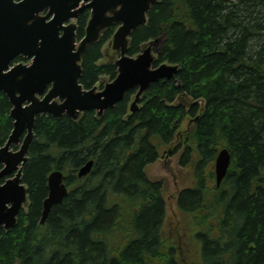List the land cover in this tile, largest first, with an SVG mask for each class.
Segmentation results:
<instances>
[{
    "label": "trees",
    "instance_id": "1",
    "mask_svg": "<svg viewBox=\"0 0 264 264\" xmlns=\"http://www.w3.org/2000/svg\"><path fill=\"white\" fill-rule=\"evenodd\" d=\"M89 16L85 9L78 19L79 38ZM117 26L83 52L86 87L117 75L104 52ZM153 39L155 63L179 70L152 82L139 109L130 113L131 89L101 116L89 109L77 120L37 117L22 177L29 204L2 231L0 264H180V244L163 232L164 183L146 171L162 145L172 153L183 147L181 164L194 167L193 182L177 196L194 263L264 264V0H158L133 32L129 53ZM11 109L0 89V146L14 128ZM188 117L193 124L182 129ZM223 146L232 157L218 187L214 161ZM92 158L91 173L79 177ZM55 168L65 171L70 192L42 224Z\"/></svg>",
    "mask_w": 264,
    "mask_h": 264
},
{
    "label": "water",
    "instance_id": "2",
    "mask_svg": "<svg viewBox=\"0 0 264 264\" xmlns=\"http://www.w3.org/2000/svg\"><path fill=\"white\" fill-rule=\"evenodd\" d=\"M158 0H0V89L12 104L14 129L0 147V236L12 229L21 209L28 204V189L22 180L23 166L28 160L30 144L35 136L36 118L41 114L78 119L83 111L97 110L102 115L124 99L132 88L138 91L131 105L138 108L141 95L152 82L173 78L179 70L175 63L154 65L153 45L143 46L137 55H130L132 33L147 22V13ZM91 17L83 38L77 42L75 21L85 9ZM46 11L45 14L42 12ZM119 23L112 46L119 51L115 63L117 76L103 88H86L80 81L82 54L88 44L99 39L112 23ZM31 58V63L13 64L16 56ZM23 136V137H22ZM19 145L14 150L12 145ZM231 154L227 147L219 150L215 160L217 186L228 173ZM94 159L79 168L78 176L91 172ZM2 179H5L3 182ZM49 193L43 204L41 223H45L54 204L68 195L62 169H54L49 177Z\"/></svg>",
    "mask_w": 264,
    "mask_h": 264
},
{
    "label": "rangeland",
    "instance_id": "3",
    "mask_svg": "<svg viewBox=\"0 0 264 264\" xmlns=\"http://www.w3.org/2000/svg\"><path fill=\"white\" fill-rule=\"evenodd\" d=\"M188 117L182 129L189 128L191 123ZM157 139H159L157 137ZM179 141H177L178 143ZM161 156L147 166V175L151 180H162L164 183V198L167 206L166 221L163 227L165 235L173 238L177 246V258L180 264H195L196 256L194 237L191 230H186L185 215L182 213L177 204L178 193L186 186L193 182V164L182 165L181 158L183 155V147L178 149L176 153H172V149L167 145L160 146ZM177 229L179 232H177ZM184 257V259H183ZM203 260H199L202 264Z\"/></svg>",
    "mask_w": 264,
    "mask_h": 264
}]
</instances>
